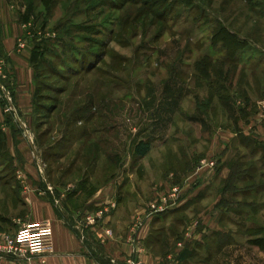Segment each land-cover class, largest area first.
Returning a JSON list of instances; mask_svg holds the SVG:
<instances>
[{"label": "rangeland", "instance_id": "1", "mask_svg": "<svg viewBox=\"0 0 264 264\" xmlns=\"http://www.w3.org/2000/svg\"><path fill=\"white\" fill-rule=\"evenodd\" d=\"M4 3L18 33L15 52L21 54L18 65L24 68L20 79L30 82L31 73L35 77L32 110L14 119L23 128L22 142L37 167L38 154L53 152L52 146L69 131L71 144L62 143L60 154L70 160L96 159L89 172L96 173L98 185L110 190L105 185L109 182L115 193L122 184V195L125 191L128 199L139 196L137 208L182 184L206 158L217 161L213 171L219 173L226 151L233 157L229 172L234 173L237 162L242 176L254 178L235 189L264 187V0ZM35 28L43 33L39 45L28 38L20 48L19 36L30 35ZM222 28L238 42L232 54L213 38ZM1 59L4 73L6 58ZM5 78L12 95L11 79ZM14 96L11 101L18 114ZM53 96L54 101L48 100ZM9 103L1 101L0 121L11 115L6 112ZM53 108L57 111L46 122ZM74 109L83 111L74 120L76 128L88 127L86 135L69 126L72 118L66 115ZM141 140L152 143L143 158L134 153ZM0 154L9 156L8 151ZM84 162L77 178L88 171ZM67 165L55 161L50 171L58 179L59 170ZM3 168L0 163V213L11 216L17 192L25 187L16 185L17 175L5 177ZM258 193L246 202L252 200L259 207L264 195ZM176 218L184 221L187 215L178 211L165 221ZM250 220L264 224V212L256 210ZM179 233L177 248H184L187 228Z\"/></svg>", "mask_w": 264, "mask_h": 264}, {"label": "crops", "instance_id": "2", "mask_svg": "<svg viewBox=\"0 0 264 264\" xmlns=\"http://www.w3.org/2000/svg\"><path fill=\"white\" fill-rule=\"evenodd\" d=\"M4 1L0 0V56L6 58L4 73L7 79H11L19 117L20 113L28 116L36 96L35 77L31 73L30 82L20 79L24 68L18 65L21 54L15 52L18 33L7 14L9 10H4V7L8 8ZM30 59L27 58L26 62L32 66ZM31 68L34 70L35 67ZM1 101L6 102L0 99V104ZM22 136V130L15 122L7 117L0 121V152H9L6 158L0 154L2 171L5 177L17 175L18 180H15L19 182H15L16 185L25 187L23 192H17L20 197L14 205L15 214L5 216L0 213V228L24 241L26 225L49 221L54 230V249L32 255L29 260L0 256V264H41L43 259L46 264H131V261L138 264H198V258L199 264H264V224L250 220L255 217L256 210L264 212V200L259 207L253 206L252 200L246 202L258 192L264 195V187L259 190L234 188L240 182L253 181L254 178L242 176L240 169H236L237 162L232 167L234 173L229 172L233 161L230 151L222 156L224 164L219 173L207 170L200 180L186 188L177 207L155 216L142 229L139 240L133 242L131 227L135 215L143 208L135 206L138 195L137 199H128L125 191L122 195V184L115 193L109 182L105 185L111 187L110 190L100 187L96 173L89 172L96 159L92 162L85 157L70 160L61 155L56 163L62 161L68 165L59 170L57 175L60 176L56 179L50 171L55 161L37 152L40 159L37 167L26 152ZM82 162L87 164L88 171L78 176L77 182L75 178L78 179L76 175L82 170ZM19 172L22 177L18 176ZM28 175L30 181H27ZM178 211L179 215L181 211L186 213L185 223L182 216L172 222L165 221ZM100 212L104 215L97 217ZM90 216H96L97 221L90 223ZM184 226L189 236L183 242L184 248H177L181 239L178 231ZM107 230L112 234H107Z\"/></svg>", "mask_w": 264, "mask_h": 264}, {"label": "built area", "instance_id": "3", "mask_svg": "<svg viewBox=\"0 0 264 264\" xmlns=\"http://www.w3.org/2000/svg\"><path fill=\"white\" fill-rule=\"evenodd\" d=\"M25 33L18 38V46L25 48L28 37ZM0 60V99L10 101L7 105L6 112L13 113L16 119H19L15 106L12 104V95L8 87L4 83L5 75L3 73V63ZM264 107V106H263ZM217 167V161L212 157L206 158L201 161L197 170L192 173L188 178L184 180L182 184L171 186L167 192H164L157 196L154 201L150 202L147 207L141 208L135 215L133 225L131 227L132 241L139 240L142 229L157 215L164 214L169 210L177 207L182 200V195L187 187H189L193 180L197 179L203 172L207 170H214ZM22 177V174H19ZM115 207V206H114ZM104 212H100L98 216H103ZM96 216H90L89 222L95 223L97 221ZM25 240L19 239L14 234L0 230V256L21 257L24 259L30 258L32 255L44 254L52 252L54 249V230L53 225L49 221L30 223L23 229ZM107 234L111 235L112 231L107 230ZM189 236V235H187ZM183 245V244H182ZM41 264H46V260L43 259ZM131 264H138L131 261Z\"/></svg>", "mask_w": 264, "mask_h": 264}, {"label": "trees", "instance_id": "4", "mask_svg": "<svg viewBox=\"0 0 264 264\" xmlns=\"http://www.w3.org/2000/svg\"><path fill=\"white\" fill-rule=\"evenodd\" d=\"M27 35V37L30 39L29 41H31V40H35L36 41V45H39L37 42H38V40H40L41 39V37H42V35H43V33L42 34H39V31H37L36 30V28H35V30L31 33L30 32V35H28V33H26ZM214 39H216V40H218V41H221L223 44V47H225V48H230V53L232 54V53H234V51L235 50H237L238 49V47L237 46H234L235 44L237 45L238 44V42H236L235 43V36L230 32V31H228V30H225V29H221L216 35H214V37H213ZM239 43H241V41L239 40ZM242 45V44H241ZM232 47V48H231ZM39 89V88H38ZM38 95H40V93L38 94ZM41 96H42V94H41ZM47 97H48V95H47ZM56 99V98H55ZM48 100H50V101H54V96H53V98H51V99H48ZM50 101H48L47 103H49ZM46 109V108H45ZM47 110V109H46ZM53 110H55V111H57V108H53L52 109V111ZM46 112V111H45ZM83 111H80L79 110V113L81 114ZM55 113V112H54ZM64 113V112H63ZM78 110H76V109H74V110H71L69 113H68V115H66V116H70L71 118H72V121H71V124L69 125V126H71L72 124V126H71V128L73 127V128H75V124H76V122H75V118L76 117H80V116H78ZM67 114V113H66ZM8 120H11V121H13L14 122V115H13V113H11V115L8 117ZM16 121V124L21 128V130H23V128H22V126L20 125V123L17 121V120H15ZM79 130H81V132H83L82 133V135H86L87 133V131H89L88 130V127H84L83 129L82 128H78ZM83 130V131H82ZM80 133V132H79ZM43 134H41V136H42ZM63 136H66V137H70V133H69V131H68V134L67 135H63ZM81 136V135H80ZM61 140L62 139H60V141H58L56 144H55V146H52V150H53V152H50L49 154H47V153H45L44 152V158H48V157H51L53 160L52 161H56L58 158H60V156H61V154H60V152L64 149L63 147V144H65L64 142H61ZM68 140V139H67ZM67 140H65V141H67ZM71 141V140H70ZM63 143V144H62ZM71 144V143H70ZM67 145H69V144H67ZM59 147V149H58V147ZM151 146H152V143H151V141H146V140H141L140 142H138L136 145H135V147H134V153H135V155L137 156V157H139V158H143V157H145L149 152H150V150H151ZM55 148H57V150H55ZM60 150V151H59ZM180 257V256H179ZM177 259H179V258H177Z\"/></svg>", "mask_w": 264, "mask_h": 264}, {"label": "flooded vegetation", "instance_id": "5", "mask_svg": "<svg viewBox=\"0 0 264 264\" xmlns=\"http://www.w3.org/2000/svg\"><path fill=\"white\" fill-rule=\"evenodd\" d=\"M54 112H55V110H53V111L51 110L50 112H48V114L46 113L47 114V117L45 118L46 122H48L51 119V116L54 114ZM61 139H62L61 142H64L65 144H70L71 143L69 141V140H71V138H69V137L63 136ZM65 140H67V141H65Z\"/></svg>", "mask_w": 264, "mask_h": 264}]
</instances>
